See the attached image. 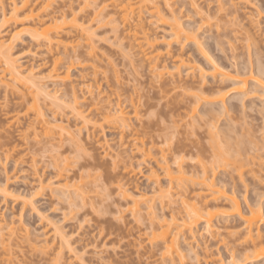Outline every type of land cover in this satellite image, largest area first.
<instances>
[{
  "label": "rangeland",
  "instance_id": "obj_1",
  "mask_svg": "<svg viewBox=\"0 0 264 264\" xmlns=\"http://www.w3.org/2000/svg\"><path fill=\"white\" fill-rule=\"evenodd\" d=\"M1 1H3V6L8 8L10 0ZM84 1L55 0L45 8L43 4L37 3L35 8L42 16L56 6L67 14L62 26L63 33L69 36L63 39V42L67 44V49L66 54L57 55L60 61L56 66V71L58 74H64L65 68L70 67L71 72L70 80H64L65 82L58 80L63 84L59 85V82L57 85L54 84L53 88L58 89L55 93L53 92L54 98L44 99L40 94L35 98L40 103L46 118L56 115L58 118L68 119L67 121L70 122L68 124L73 130L78 126L76 109L72 111V106H75L72 99V91H74L73 95L78 96L79 104H77L80 106L77 109H81L83 114L95 115L93 121L96 126L90 127L89 133L82 130L80 134H74L79 135V142H81L79 144L82 146L75 145L64 137L60 147H52L44 141L45 139L42 141L38 136L34 137L29 124L35 121L33 119L36 116L31 107L30 97L35 91L31 88L26 89L25 94L21 96L15 90L13 92L12 90L4 91L0 87V189L2 190L6 182H8L9 190L14 189L11 196L5 197L0 192V218L13 221L15 230L20 233L15 232L20 238L15 236L16 241H13L11 246L9 245L10 261L3 260L6 256L5 253L3 255L1 248L0 264H51L52 258L59 250V259L62 264H179L161 255L160 240L155 239L151 243L148 242L150 215L142 211L132 216L128 209L129 204H125L119 195L118 186L120 183H125L127 187L136 188L150 196L155 184H152V179L149 181L146 177L150 175L151 169L158 175L157 178L162 187H167L168 181L162 173L163 170L153 158L165 154L166 158H170L169 161L167 159L170 164L173 161L170 157L173 151L177 150L174 153L178 154V147H184L187 151L183 152L186 158L184 160L189 165L195 156L196 146L202 144L205 147L210 144L207 127L204 124L206 116L200 113L201 105H198L197 110H192V96L188 95V92L197 85H204L206 88L214 85V81H218L219 78L215 67L233 75L237 72L239 77H247L250 73L260 76L258 69L264 68V0H241L234 1V4H230L227 0H146L142 3L143 9L149 5L157 6L166 20V23H161L153 19V23L150 24L145 20L146 27L153 38L159 39L169 30L171 18L168 10H174L190 38L184 40L183 45L180 44L182 47L174 44L171 50L175 53L182 52L184 56L190 57L200 65L204 73L203 81H200L199 76L196 75L198 73L191 77L183 74L181 78L174 76L175 81H171V77L167 75L161 78L153 76L149 71L148 63L143 61V58L139 59L138 52L140 51L137 52L138 48L132 45L133 40L124 36V27L119 24L118 20H112L119 15L117 12L119 0H94L100 4L97 10H94V2L84 5ZM130 1L133 6L141 2V0ZM219 2L224 4L221 10L218 8ZM61 3L66 6L58 5ZM72 13L77 16L79 23L80 17L89 19L88 22H84V25H89L94 33L96 45L94 46L97 53H95L94 63L88 59L87 50L82 45V40L76 36V30L67 23ZM45 25L48 23L40 27ZM116 25L119 26L118 29H114ZM35 43L30 41L26 32H22L20 38L13 42L12 51L15 55L21 56L29 48L39 49L38 58L31 59L23 55L25 57L20 58V61L25 64L34 63V61L42 63V73L37 77H42L45 82L48 81L46 84L50 93L53 88L49 87L51 86L49 74L56 55L41 54L40 50L44 49L43 46H37ZM156 45V49L163 54L159 60L165 59L171 62V57L167 58L164 55L162 43ZM73 49L75 52H72ZM41 57L45 59L41 60ZM89 84L93 85V90L99 87L101 95L103 93V97L100 96L102 101L96 106L97 108L88 105L91 99L83 100V98H89L85 93ZM222 84L225 85L226 90L231 87L226 81ZM250 84L247 86L248 90L251 87ZM239 95L238 92L227 94L224 101L225 107H221L220 102L213 103L212 106L217 107V110L213 111L217 119L215 120L216 128L221 129L219 131L226 127L239 129L238 131L250 129L254 130L255 135L260 136V129L262 130L264 125V91H256L251 95L248 93L243 97L242 105ZM108 101L112 105L118 102L130 114H134L136 110V116H132L130 120V127L122 130L116 120L111 117L105 119V113L102 112L101 107ZM15 114L18 119H14ZM27 126L30 129H27ZM220 136H222L221 133ZM103 139H106L107 145L101 142L103 145L101 147L98 142ZM134 139L140 142L142 140L146 145L151 146L152 157H140L141 155L139 156L134 148L140 142ZM133 143L136 144L132 145ZM104 146L110 147L107 148L109 150L107 153L116 152L117 158L114 157L115 155L112 159L109 154L105 156ZM176 147L177 149L174 150ZM114 158L118 161L117 164L113 162ZM127 159L133 161L132 167L136 172L132 171V173L136 175L131 174V170L127 173L123 170V161ZM136 162L141 163L137 165ZM57 169L61 170L63 175L70 176L67 182L68 188L75 190L77 195L71 193L70 199H63L64 197L60 195L51 194L46 188L42 193H37L38 195L32 197L31 203L27 202L23 205V200H28L30 197L28 194L37 187L34 182H37L38 178L36 180L35 178L42 176L41 179L44 182L52 181L55 179L53 176H56ZM136 169H140L141 173H137ZM7 176H9L8 179L10 178L8 181ZM245 176L247 179L251 177L250 174ZM250 180L252 178L245 179L243 182L247 184V187L243 185L237 187L236 183H233L242 193L246 187L249 191L246 189L244 192L245 199L250 203L256 201L262 203L261 208L264 209V178H261V182L256 186ZM238 184L240 185V182ZM231 185L234 186V184ZM188 201L192 202V199L188 198ZM241 201L243 202L242 198ZM178 204V201L156 203L154 212L159 216L165 214L166 216L163 215L165 218L170 214H175L173 213L175 209H179L180 213H176L178 216L185 214ZM219 221L213 220L215 226L219 227L220 235L216 236L217 239L215 238L218 242L208 239L205 247L195 249L202 260L207 259L210 263L215 262L219 257H225L228 254L227 246H235L233 250L237 254L239 252L237 244L241 241L239 239V232L242 233L241 226L227 228L225 226L231 223H223V217ZM236 221L234 219L233 223ZM153 222H156V219ZM260 227L264 229V214ZM55 228L58 233L52 237L51 234L55 232H53ZM195 229L203 233V221L195 224ZM229 231L238 232L231 236ZM44 232L46 234L48 232L50 236L48 237ZM22 235L28 238L31 235L36 241L30 237L33 242H26L21 239H25ZM235 236L239 237L238 240H235ZM179 240L181 244H184L183 238ZM30 243L38 244V246L41 243L46 248H41V245V251L36 249L34 251L29 247ZM43 248L45 250L42 252ZM185 253L182 264H190V254L187 251ZM241 259L243 257H240L239 264H264V256L243 261Z\"/></svg>",
  "mask_w": 264,
  "mask_h": 264
},
{
  "label": "bare ground",
  "instance_id": "obj_2",
  "mask_svg": "<svg viewBox=\"0 0 264 264\" xmlns=\"http://www.w3.org/2000/svg\"><path fill=\"white\" fill-rule=\"evenodd\" d=\"M36 1L10 0L9 6L6 8L3 6V1L0 0V34H2V36L0 35V87H2L4 91L12 90L13 92V90H15V92H18L21 96L25 94L24 90L26 89L31 88L35 91V93L30 97L32 99L31 107L35 111L36 115L33 120H35L36 123H32L35 121H32V124L28 123L29 127H32V129L27 126V129H30L31 131L33 130L32 134L34 137L38 136L41 140L45 139L44 141H46L49 145L51 144L52 147H60L61 141L65 138H68L69 141L75 145L82 146V144H79L81 142H79L78 134H80L82 130H86L85 132L89 133L90 129L96 126L95 121H93L95 115L83 114V111H80L81 109H77L80 106L77 101L78 96L73 95L74 91H72V99L74 101L73 105H78V107L72 106V111L76 109V117L78 116V120L76 121L78 126H76L73 130L68 124L70 123L67 121L68 119L65 120L64 118H58L56 115L46 118L40 103L35 98L38 94L42 95L44 99L54 98L55 94H53V92L55 93L58 91L57 88V90L53 88L54 84L57 85L59 81L65 82L64 80H70L71 76L70 67L65 68V71H63L64 74H58L56 71V66L60 61V57L57 55L66 54L67 49V44L63 42V39L69 36L62 31L63 21L67 17V14L60 11L61 9H59V6H56L42 16L35 9L37 3L43 4L42 6L45 8V6H48L51 1L55 0ZM145 1L146 0H141L140 4L133 6L130 0H119L117 3V12L119 15L112 19L113 21L118 20L119 24L124 27V36L131 38L134 42L132 45L138 48L137 52L140 51L143 54L141 57V53L138 52V54H140V57L138 56L139 59L143 58V61L145 60L148 63L149 71L157 78L167 75L171 77V81H175L174 76L181 78V75L183 74L186 77H191L198 73L196 75L199 76L200 81H203L202 77L204 73L203 68L200 65L196 64V62L190 57L184 56L182 52H176V54L171 50L174 44L181 46L180 44L183 45L184 40L190 38V35L187 34V31L181 25L178 16L175 15L174 10H168L169 17L171 18L169 30L165 32L161 38H153L146 27L147 24L145 23V20L149 24L153 23V19H155L156 22L161 23H166V20L164 16L160 14L159 8L155 5H149L146 9H143L142 3ZM227 1L230 4H234V1L237 2L241 0ZM93 2L95 3L94 10H97L100 4L96 3L94 0H85L84 5ZM62 3L58 5H62ZM65 6L66 5H64V7ZM223 6L224 4L219 2V10H221ZM143 12L147 14L143 15ZM134 13H136L135 16L133 15ZM80 18L81 21L79 23L77 16L73 14L67 23L72 29L76 30V36L82 40V45L87 50L88 59L93 62L94 60L96 61L95 55L97 54L95 52L96 45L94 43V33L90 30L89 25H84V22H88L89 19L84 17ZM45 23H48V25L40 27ZM118 27L116 25L114 29H118ZM22 32H26L29 35L30 41L36 42L35 45L43 46L44 49L40 50L41 54L56 55L53 58V67L49 74L52 80H49L51 85L49 87L53 88V91L50 93L47 85L48 81L45 82L42 80V77H37L40 73H42V63H35L37 61L33 60L34 63L28 62V64H25V62L22 63L20 61V58L22 59V57L24 58L25 56L31 59H34L35 57L38 58L37 55L39 54V49L37 47L35 50L29 48L26 53L21 56L15 55L12 51L13 42L20 38ZM159 43H162L163 45L164 55L167 58L171 57V62H167L165 59L159 60V58L163 56V54L156 49V44ZM147 49L149 50L146 51ZM72 52H75V50L73 49ZM43 59H45V57H41V60ZM26 60L30 61L29 59ZM215 70L219 78L218 81H214V85L208 86L207 88L204 87V85H197L188 92V95L192 96V110H197L199 108L198 105H201L200 113L202 116H206L204 124L207 127L210 144L205 147L202 144L196 146L195 156L193 157L195 160L192 159L194 162L192 160L189 162L190 164L193 162L191 166L184 160L186 159L183 155V152L186 151L184 147H182L183 150H181V147H178V154L174 153L177 151V147L174 149L176 151H173L172 149L173 153L171 152L172 156L170 157L173 161L172 163L170 162V164H168L170 158H166L165 154L160 155V157L153 158V160L157 162V165L160 166L158 167L163 170L162 173H164L163 175L167 177L168 181L167 187H162L159 183V178H157L158 175L154 173L153 169H151L149 172L150 175L146 177L149 181L152 179V184H155L150 196L145 195V192H140L136 188L131 189L127 187L125 183H120L118 186L119 195L122 197L125 204H129L128 209L130 210L132 216H136L142 211L150 215V236H147L149 237L148 242L151 243L155 239L160 240L162 246L161 255L163 254L164 257L167 256L171 262L175 261L179 264H182L184 261L186 256L185 251L190 254V264H239L238 262L240 261V257H243V259H241L243 261L248 260L249 258L256 259L259 256H264V229L260 227L264 209L261 208L262 203L258 201L250 203L247 199H245L246 195H244V192H246L247 184H243L245 179L248 180L252 178L250 181H253L254 186H256L259 185V182H261V178H264V125L262 130L260 129V136L255 135L254 130L250 129L238 131L239 129L235 130L234 128L226 127V129L222 130L224 132L219 131L221 129L218 130V128H216L215 120L217 119L215 115H213V111L217 110V107L215 108L212 106L213 103L217 101L221 103V107H225V96L231 92H238L240 94L239 100L242 105L243 97L248 93L251 95L256 91H264V68L258 69V74L260 75L259 77L254 76L252 73H250L247 77H239L237 72L233 75L230 72L221 71L216 67ZM225 81L228 82L232 88L230 87L228 90L224 89L225 85L222 83ZM249 83H251V87L248 90L247 86ZM61 84L63 83H60L59 85ZM87 87L88 88H86L85 93L89 96V98L86 95H83V97L86 96L87 98H82L83 100L91 99L89 100L91 104L88 102V105H93L92 107L97 108L96 106L102 101L101 98L103 97V93L101 95L99 87L93 90L92 84L87 85ZM51 93L52 95H50ZM107 98H109V96H107ZM208 104L210 105L207 106ZM101 109L102 112L105 113V119H107V117H111V119L116 120L122 130L126 127H130V120L132 119V116H136L137 113L136 110H134V114L127 113L118 102L114 105L110 104L109 101L103 103ZM14 119H18L17 115ZM35 127H37V129L40 127L39 129L41 130L38 131L39 129L37 130ZM213 127L217 130H214ZM36 130L39 133H37ZM76 133H78V136L74 135ZM220 133L222 136H220ZM136 139L134 140L136 141ZM101 142H104L105 145L106 139L98 142L102 147L103 145ZM136 142H140V140H137ZM135 144L133 143L132 145ZM108 147L109 146H107V148ZM107 148L105 149V152L103 151L105 156H108L109 154V156H112L110 157L111 159L114 155V157L117 158L118 154H115L116 152L111 154L107 153L109 151ZM134 148L136 152H138L139 156L141 155L140 157H152V147L146 145L142 140L140 144L135 145ZM188 154H190V152ZM116 158L113 160L114 163L118 162L116 161ZM139 163L141 162H138V164L136 162L137 165H140ZM122 165L124 167L123 170L126 171V173L131 170V174H135L132 173L135 168L133 170V161L131 159H127L125 162L123 161ZM55 173H57L55 174V177L53 176L55 179H52V181L48 180L46 182L41 179L42 176L40 177L39 175H36L40 178H35V180L38 178L37 182H34L37 186L34 190L35 192L32 190L33 192L28 194L31 198L28 196L30 199L28 198V200H23V205L30 202V200L33 199L32 197H34L37 193H42V191L44 189L46 190V188L51 194L54 193L56 195H60L61 197H64L63 199H70L72 194L76 196L77 193L75 190H70L68 188L67 182L70 176L63 175L64 173L61 170H58ZM137 173H141L140 169ZM142 174L144 175V173ZM142 174L141 176H143ZM249 174L251 177L247 179L245 175ZM33 176L35 175L33 174ZM8 177L9 176L6 178L7 181L10 180ZM236 179L238 183L240 182V185L237 181H235ZM14 180L16 181V179ZM227 182L230 185L234 184L235 187L233 185L230 186ZM233 182L236 183L237 187H241V185L246 186L244 188L245 191L242 193ZM253 187L252 189L254 190ZM0 192L5 197L11 196L14 189L9 190L8 182H6ZM241 193L243 194L242 197ZM172 197L174 198L172 199ZM188 198H191L192 202H189ZM241 198L243 199V202L241 201ZM172 201H178V205L184 210L185 214L178 216L176 213L179 209H175V212L173 211L175 214H170L166 218L163 216L165 214H161V216L155 214L154 209L156 203L162 204ZM222 217L223 223H231V225L225 227L236 228L241 226L242 228V233L239 232L240 238L235 236V240H238V238L241 240L240 242L238 241L237 244L239 252L237 254L236 251L233 250L235 246L226 245L228 254L225 257H219L215 262L210 263L207 259L202 260L195 249L205 247L208 239L218 242V240H216V236L220 235V232L218 231L219 227L215 226L213 220L219 221ZM230 218H232V220H230ZM0 219V250L2 248L3 255L5 253L6 256L3 257V260L8 262L11 260V254L9 252L10 246L13 241H16V239L20 237H17V234H15V232L18 231L15 230V224H13V221H6V219L2 220L3 218ZM154 219H156V222H153ZM234 219L235 221L237 220L235 223H233ZM199 221H203V233L198 232L195 229V224ZM56 230V228L53 230V232H55L51 234L52 237H55V234L58 233V230L57 232ZM237 232L238 231H229L228 233L229 235L234 236ZM18 234L20 233L18 232ZM46 235H48V232ZM15 236L17 237L16 239ZM23 236L24 235H22V237ZM49 236L50 235H48V237ZM24 237L26 240L23 238L21 239L26 242L36 241L34 237L32 239L31 235L29 238L26 235ZM13 238L15 240H13ZM45 238H47V236ZM61 238L62 237H60V239ZM180 238L185 240L184 244L180 243ZM38 239L39 238H37V240ZM45 240L46 239H44V241ZM39 241L43 240L39 239ZM41 243L43 244V242ZM41 243L39 246L38 244L33 245V243H30L29 247L34 249V251H41L42 247L46 248V246H43L44 244L42 245ZM47 243L45 244L47 245ZM64 243L67 242L64 241ZM44 250L45 249L43 248L42 252ZM59 251H57L54 258H52L51 264H62L61 259H59Z\"/></svg>",
  "mask_w": 264,
  "mask_h": 264
}]
</instances>
